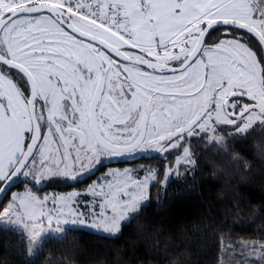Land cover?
Listing matches in <instances>:
<instances>
[{"label": "snow or ice", "instance_id": "obj_1", "mask_svg": "<svg viewBox=\"0 0 264 264\" xmlns=\"http://www.w3.org/2000/svg\"><path fill=\"white\" fill-rule=\"evenodd\" d=\"M254 125L264 131V0H0V223L29 256L47 234L118 236L153 182ZM137 154L175 163L105 167ZM53 178L85 188L41 195ZM239 250L264 264V241Z\"/></svg>", "mask_w": 264, "mask_h": 264}, {"label": "trees", "instance_id": "obj_2", "mask_svg": "<svg viewBox=\"0 0 264 264\" xmlns=\"http://www.w3.org/2000/svg\"><path fill=\"white\" fill-rule=\"evenodd\" d=\"M226 140L225 149L198 150L194 172L182 173L166 186L152 184L148 202L116 237L68 231L62 238L46 240L31 257L23 234L0 224V264H172L177 256L183 264H244L245 259L258 264L239 245L242 240L264 241V131L256 127L244 139ZM234 156L247 161L248 167ZM172 163L154 159L107 166L159 169ZM81 185L48 184L40 194ZM22 190L15 187L12 192Z\"/></svg>", "mask_w": 264, "mask_h": 264}, {"label": "rangeland", "instance_id": "obj_3", "mask_svg": "<svg viewBox=\"0 0 264 264\" xmlns=\"http://www.w3.org/2000/svg\"><path fill=\"white\" fill-rule=\"evenodd\" d=\"M254 2L255 3H257V4H259L260 3V0H254ZM256 127H259V125H254L253 126V128L252 129H254V128H256ZM252 129H250V130H252ZM249 130V131H250ZM119 159H121V160H118V161H116V162H121V161H127V159L126 158H123V157H121V158H119ZM112 162H114V159L112 160ZM174 163H175V161L173 160V163L171 164V165H174ZM108 165V163H106L105 164V167H107L108 169H125V168H128V169H140V168H142V166H139V167H137V168H135L133 165H128V166H126V167H121V166H119V165H114V166H107ZM170 164H168V166H169ZM105 170H107V169H105ZM102 175V173H97V177H99V176H101ZM93 179H95V177L93 178ZM174 178H172V177H170L169 178V182L168 183H170L172 180H173ZM68 182H70V181H63V180H57V179H55V178H53L52 180H48V181H45V182H43V186L41 187V188H43L44 186H46V185H50V186H54V185H58V186H64V185H66V184H68ZM89 183H91V181L89 182ZM154 183H156V182H153L152 184H154ZM167 183V184H168ZM151 184V185H152ZM166 184V185H167ZM166 185H164V186H166ZM84 188H85V185L83 184V185H81V186H79V187H76V188H73V189H71V190H69V191H63V190H59V189H47V190H45V191H43V193L41 194V195H44V194H48V195H52V194H63V193H67V192H71V191H83L84 190ZM24 190H22V191H14V192H20V193H22ZM148 202V201H147ZM147 202H145V204L147 203ZM8 203H9V201L7 202V204L4 206V208H6L7 207V205H8ZM81 207L83 208V205H81ZM3 208V209H4ZM49 210H51V206L49 205V207L46 209V211H49ZM129 222V221H128ZM127 222V223H128ZM1 225H3V226H5V227H7V228H10V229H13V230H16V231H19L17 228H15V227H10V226H7V225H4V224H2V223H0ZM83 230H86V231H89V232H94V233H98V234H101V235H105V234H103V233H101V232H98V231H96V230H93V229H88V228H83ZM105 236H107V235H105ZM51 237H56V238H62V237H64V236H60V235H57V234H47V235H45L44 237H43V240H44V242L46 241V240H48L49 238H51ZM42 247V246H41ZM41 247H39V248H37L36 249V252H35V254L38 252V250L41 248ZM34 254V255H35ZM34 255H32L31 257H34ZM252 258V257H251Z\"/></svg>", "mask_w": 264, "mask_h": 264}, {"label": "flooded vegetation", "instance_id": "obj_4", "mask_svg": "<svg viewBox=\"0 0 264 264\" xmlns=\"http://www.w3.org/2000/svg\"><path fill=\"white\" fill-rule=\"evenodd\" d=\"M123 158H125V157H123ZM127 159V161H138V160H154V159H144V158H141V156L139 155V154H137L136 156H134V157H128V158H126ZM118 160H121V159H119V158H115L114 159V161L116 162V161H118ZM159 160V159H158ZM172 161L174 160V159H171Z\"/></svg>", "mask_w": 264, "mask_h": 264}, {"label": "water", "instance_id": "obj_5", "mask_svg": "<svg viewBox=\"0 0 264 264\" xmlns=\"http://www.w3.org/2000/svg\"><path fill=\"white\" fill-rule=\"evenodd\" d=\"M4 201V198L2 195H0V204Z\"/></svg>", "mask_w": 264, "mask_h": 264}]
</instances>
